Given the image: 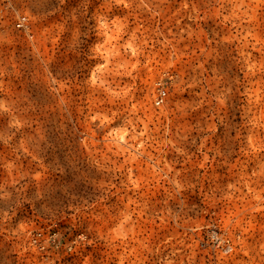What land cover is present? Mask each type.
<instances>
[{
  "label": "rangeland",
  "instance_id": "rangeland-1",
  "mask_svg": "<svg viewBox=\"0 0 264 264\" xmlns=\"http://www.w3.org/2000/svg\"><path fill=\"white\" fill-rule=\"evenodd\" d=\"M0 28V264H264V0H0Z\"/></svg>",
  "mask_w": 264,
  "mask_h": 264
},
{
  "label": "built area",
  "instance_id": "built-area-1",
  "mask_svg": "<svg viewBox=\"0 0 264 264\" xmlns=\"http://www.w3.org/2000/svg\"><path fill=\"white\" fill-rule=\"evenodd\" d=\"M15 25L18 28L24 29L28 27V16L26 14H22L18 17ZM1 28H0V32H1ZM167 91L164 89L163 86H159L158 87V95L156 97L155 103L157 105H161L164 102L165 99V95H166Z\"/></svg>",
  "mask_w": 264,
  "mask_h": 264
}]
</instances>
